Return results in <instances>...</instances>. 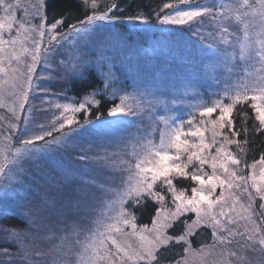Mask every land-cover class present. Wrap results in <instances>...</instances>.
Wrapping results in <instances>:
<instances>
[{"label":"rangeland","instance_id":"374dc122","mask_svg":"<svg viewBox=\"0 0 264 264\" xmlns=\"http://www.w3.org/2000/svg\"><path fill=\"white\" fill-rule=\"evenodd\" d=\"M241 3L242 0H237L234 5H227L239 7ZM189 4L193 7L215 5L214 0H189ZM30 5H41V0H21L22 8L28 9V19L31 23L39 25L43 22L45 36L41 42V56L32 73V89L28 92L27 102L23 106V111L19 112L18 119L11 109L19 108V92L13 89L11 82L4 83L8 77L0 74V144L6 143L5 137L11 136L12 147L19 148L23 147L20 142L22 138L34 137L45 131H50L51 135L36 141L33 146L40 150L22 155L18 165L14 168L8 165L5 168L6 177H0V217L6 212L18 213L26 221L25 228L16 229L21 233L24 248L17 246L21 241L15 239L10 241L9 234L0 230V235L2 233L3 236L0 248L4 246L0 254H4L7 262L17 264H26L21 259L25 251L32 253L33 264H54V261L57 264H76L75 253L79 251L76 240H83L94 231L97 221L113 222L108 219L114 215L108 205L122 191L124 178L129 175L130 168L134 170L137 158L145 151V143L151 140L154 144H159L161 132L166 131L161 117L174 118L169 120V124L172 126L182 124L186 132L197 127L204 130L205 125L201 122L216 119L219 110L211 117H201L200 108L210 106L221 99L224 103H230L223 95L225 87H231L245 79L255 81L264 73L258 71L261 66L256 59L240 60V43L244 40L241 23L234 19L224 20L223 26L227 27L231 35H223L227 36L230 44L225 45L221 42L220 21L227 15V10L214 21H210L211 25L208 27L210 42L200 40L192 45L190 37L181 36L180 28L187 24H164L160 21L155 27L145 28L147 25L144 24L138 27L127 22L116 25L112 22L98 21L96 30L90 35L75 40L72 37L61 40L60 34L68 31L57 26L54 31L60 42L52 41L49 44L52 32L44 21L45 0H42L38 13ZM187 6L180 5L182 8ZM169 10L166 14L173 12V9ZM240 10L245 11L242 8ZM17 17L23 19V12L20 9L17 10ZM245 19L250 22L249 38L254 40L258 31L255 26L258 18L249 16ZM33 38H38L35 33ZM213 39L219 40L222 47ZM26 44L29 48L33 46L30 41ZM227 48L237 50L231 51ZM225 51L234 53L238 51L236 59L225 63L223 59ZM77 60L81 65L86 61L96 68L99 74L103 90L96 95V100H99V96L105 95V98L112 100L116 106L121 103L120 97L127 96L126 104L131 106V111L126 108L124 113L98 116L93 122H88L86 120L91 111L90 107L95 104H88L86 110L75 113L57 107L69 104L78 106L85 101V98L71 101L63 90L66 77L72 73L70 62ZM22 61L19 65L20 71L26 73L32 61L27 55ZM237 64L241 70L240 77L234 74L236 77L233 80L227 81L228 77H223L220 81L221 78L218 76L222 72L230 76L236 72L234 66ZM13 66H16L15 61ZM109 69L111 78L105 80L103 74L108 73ZM245 73L251 75L246 76ZM14 91H17V94L14 95ZM19 91H23V88ZM250 102L253 103L251 100ZM65 117H71L74 122L70 125L65 123V127L60 129L59 125ZM13 123L18 126L16 129L9 127ZM206 127L208 129L205 131L206 142H210L211 125L208 124ZM223 131L227 134V128ZM187 138L192 142L198 139L191 136ZM57 140L59 142L55 143ZM219 140L217 137L216 147H219ZM234 145L229 146L230 150L242 160ZM212 153H215V147L212 148ZM8 155L11 156V152ZM2 160L3 156L0 155V161ZM245 163L242 160L237 168V174L249 177L252 172L251 165L246 163L248 167L245 168ZM9 168L12 170L9 171ZM188 170L191 172L192 168ZM204 170L211 171L207 166ZM255 173L259 178L261 167L258 163ZM192 183V187L196 186L193 181ZM66 186L69 187L71 195H75L74 202L70 199L57 200L56 197L60 196L55 191ZM242 187H247L252 193L253 218L264 232V209L260 207L264 201H257L259 197L251 187L250 179ZM154 190L163 194L164 207H173L172 193L168 192L165 186L158 182ZM186 190L187 194L191 195V189ZM221 191L222 189L218 188L216 195ZM239 194L241 202L247 206L249 203L247 193ZM131 202L129 200L124 207L132 213L129 207ZM37 210L40 215L31 216L33 222L28 223L26 215L22 213L30 214ZM195 218L194 213H186L173 222L168 234L174 237L183 234L186 230L185 221L191 224ZM179 222H182V225ZM222 222L226 223V218H222ZM244 223L239 221L238 224L227 227L244 233ZM137 226L143 228L138 224ZM151 226L152 224L149 228ZM204 228L209 229L212 234V228L208 225L201 224L197 227L188 238L190 245L193 243L192 240L195 241V246L191 245V252L185 251L188 244L182 241L171 243L174 246L179 245L178 249H174L176 255L182 253L178 260L168 263L167 258L172 253L161 251L160 257L159 251L157 255L160 264L177 262L183 264L185 258L189 264H218L225 257L230 264H244L241 257H247L255 264L261 256L258 244L255 245L257 248L255 252L246 247L252 243L247 241L246 234L234 236L231 243L223 244L217 242L212 234V238L207 242L204 239ZM125 231L130 232L131 229L126 228ZM74 232L78 233V236L73 235ZM218 235L226 236L227 233L220 231ZM62 238L66 239L62 241ZM131 242L136 243L135 237L131 238ZM16 246L17 249H13ZM36 252H42L44 255L37 257ZM230 253L235 255H229Z\"/></svg>","mask_w":264,"mask_h":264},{"label":"snow or ice","instance_id":"6c2138e0","mask_svg":"<svg viewBox=\"0 0 264 264\" xmlns=\"http://www.w3.org/2000/svg\"><path fill=\"white\" fill-rule=\"evenodd\" d=\"M85 7L92 9V14L88 15L78 24H70L68 32L60 34L61 40H67L68 37L75 39H83L90 35L97 28L98 21H114L115 16H110L109 13L117 8L116 4H111L103 12L98 13V0H82ZM180 5H188L180 7ZM41 5H30L35 12H39ZM207 5L191 6L189 0H176L175 3H165L163 9H173V12L162 17L161 23L185 25L201 17L209 14L216 19L218 13L213 11V8ZM220 9H226L227 15L223 16L220 21L221 42L229 45L230 41L226 35L227 27L223 26V21L234 19L241 23L244 31V40L240 43V60L246 61L256 59L260 63L259 72L264 73V0H242L239 7H233L220 3ZM245 9L241 11L240 9ZM23 12V19H18L17 10ZM162 9V10H163ZM0 74L8 77L4 83L11 82L13 89L19 92V108L11 109L13 115L18 119L19 112L23 111V106L27 102L28 92L32 89V73L35 70L36 62L41 56V42L45 36L43 22L39 25H34L28 19L29 12L27 7L22 8L21 0H0ZM257 17L258 23L255 25L258 31L255 33V39H250L248 30L250 22L246 17ZM132 19V18H129ZM138 19H142L138 17ZM41 21L43 17L41 16ZM146 22V20L144 21ZM63 20H57L51 24L50 31L52 34L49 37V44L52 41L59 43L55 29L58 24H62ZM14 33V34H13ZM36 37L33 38V34ZM31 42L33 45L29 48L26 42ZM210 47V46H209ZM47 51V50H45ZM215 51V50H214ZM30 56L32 64L27 67V72H21L19 65L23 62L22 58ZM225 63L236 59L234 52L225 51L223 57ZM15 61L16 66H13ZM84 63H87L86 61ZM71 72L79 79H84V68L79 60L70 62ZM105 80L111 78V70L103 74ZM250 76L251 73H245ZM23 88V91H19ZM107 88V83H105ZM14 91L13 94H17ZM250 93H252L250 95ZM96 92H92L85 101L77 105H57L63 107L65 111L73 113L86 110L88 104H99L96 100ZM223 95L230 100V103H224L223 100H217L210 106H203L199 109L201 117H211L213 113L219 110L216 119L210 121H202L205 125L204 130L197 127L184 131L182 124L172 126L169 124L172 117H161V120L166 126V131L160 134L159 144H154L151 140L144 145V153L137 158L134 165V170L129 169V175L124 178L123 188L117 194V198L111 201L108 205L109 209L114 212V215L108 217L112 223H104L103 220L97 221V227L83 240H76L79 245V251L75 253L76 264H160V259L157 253L165 246H168L173 241L188 244L186 252H191L189 237L194 233V230L201 224L208 225L212 228V234L216 237L219 243H231V238L237 235H247V241L252 242L246 247H250L253 252L257 251L255 245H259L261 256L255 261V264H264V232L261 231V225L257 224L253 218L252 212V193L248 191L246 185L248 180H251V187L255 189L261 201H264V156H261L258 162H253L251 165V175L245 177L237 174V168L241 165L242 160L234 154L229 146L235 144L240 153L245 149L241 146V141L235 137H239L240 131L235 128L233 120V111L238 104H243L249 100L251 108L255 113V120L259 122L257 131H264V74H261L257 80L248 81L245 79L241 83L225 87ZM128 97H120L121 103L114 106L110 110V115L124 113L126 108L131 111V106L126 104ZM246 116V114H243ZM74 121L71 117H65L60 123L59 128L63 129L65 123L72 124ZM191 123V121H189ZM211 125V140L206 142L205 131L207 125ZM11 129H16L18 126L10 124ZM227 128L231 136L224 133ZM247 132V128H243ZM27 127H25V133ZM50 131H45L40 135L21 139L23 147L13 148L11 136L5 137L6 143L0 144V155L3 160L0 161V177H6L5 168L11 165L16 167L22 155H27L39 151L33 145L36 141L43 140L45 136H50ZM198 137L195 142L190 141L187 137ZM217 137L219 147H216ZM59 140L55 141L58 143ZM247 139L243 141L247 144ZM215 147V153H212V148ZM11 152V156L8 153ZM257 163L261 167V173L257 178L255 169ZM205 166L211 169L210 172L205 171ZM192 168L190 172L188 169ZM244 167L248 165L245 163ZM12 168L8 170L11 171ZM186 178L194 182L196 186L191 188V195L187 194L185 189H176L174 178ZM165 186L168 192L172 193V208H166L163 205L164 196L161 192L154 190L157 183ZM222 191L216 195L217 189ZM240 192L247 193L249 203L247 206L241 202ZM146 197L154 199L160 207L157 208L156 215L153 218L152 226L144 225L139 228L135 222V216L129 212L124 205L131 200L134 205H139ZM264 209V203L260 206ZM186 213H194L195 220L188 224L185 221L186 230L179 236H171L168 234V229L172 227L173 222L180 219ZM28 223H32L31 216H39L40 212L25 214ZM222 218H226V223L222 222ZM239 221H244V233H239L236 230L227 227V225H236ZM130 228L131 231H125ZM9 234L10 241L15 239L21 241L17 246L24 248L21 233L16 229L4 228L0 229ZM226 232V236L218 235V232ZM78 236V233H73ZM135 237L136 243L131 242V238ZM63 239L66 238H62ZM109 245L112 247L110 248ZM31 252L25 251L21 259L26 264H33L31 260ZM44 253L36 252L35 256L41 257ZM229 255H235L230 253ZM244 264H253L247 257H241ZM54 264L57 262L54 261ZM179 264V262H177ZM183 264H189L185 258ZM218 264H230L227 257L220 260Z\"/></svg>","mask_w":264,"mask_h":264},{"label":"trees","instance_id":"16d2710c","mask_svg":"<svg viewBox=\"0 0 264 264\" xmlns=\"http://www.w3.org/2000/svg\"><path fill=\"white\" fill-rule=\"evenodd\" d=\"M237 0H214L216 7L213 8L215 13H218L217 17L222 15L224 10L220 9L218 5L220 3L224 4H231ZM176 0H98V13L103 12L107 6L111 4H116L117 8L113 9L112 12L109 13L110 16H115L117 19L111 21L112 23L119 25L120 24H134L138 25V27L142 24L147 25V27L156 26L158 22L161 21L162 17L170 11L169 9H163V5L165 3H175ZM163 9V10H162ZM220 11V12H219ZM43 15L45 18L46 26H51V24L55 23L57 20H63L62 24H58L59 29H65L68 31L70 24H78L79 21L84 20L88 15L92 14V9L90 7H85L82 3V0H45V6ZM138 17L142 19H138ZM216 17V18H217ZM132 18V19H129ZM146 20V22H144ZM214 21L213 17L209 14H205L201 17H197L193 22H189L182 29V37L187 35L191 39L189 41L192 45L194 43L199 42L200 40L209 41L211 36L208 34V27L211 25L209 24L210 21ZM109 23V21H105ZM110 22V23H111ZM120 27V26H119ZM157 28V27H156ZM185 37V36H184ZM187 38V37H186ZM188 39V38H187ZM217 42L221 47L222 43L219 40L213 39ZM212 40V41H213ZM224 48V47H223ZM222 49V48H221ZM225 49V48H224ZM231 51H236L237 48H227ZM238 53L235 52V55ZM84 68V79H79L78 77L74 76L72 73L69 77H66L67 80L63 86L64 93L68 96L71 101L75 100H83L84 98L88 97L90 93L96 92L97 95L103 90L102 83L99 78V74L96 68L92 67L89 63H84L82 65ZM234 70L230 76L226 72H222L218 77L220 81L223 77H228L227 81L233 80L234 77H240L241 70L240 66L237 64L234 66ZM236 74V76H234ZM224 75V76H222ZM99 98V104L93 105L91 111L87 117L88 122H93L97 119L98 116H107L110 110L114 106V102L110 99H106L105 95H101ZM250 100L243 103L238 104L234 111H233V120L235 121V128L236 130L240 131L239 137H235L239 141H241V146L245 149L243 153L239 152V149L236 145L233 147L236 149V152L239 153V156L242 158L244 162L247 164L252 165L253 162H258L261 156H264V131H257L256 129L259 126V122L255 120V113L251 108ZM93 108V110H92ZM243 114H246L244 116ZM247 128V132L243 131V128ZM227 134L231 136V133L227 129ZM247 139V144H244L243 141ZM81 173V172H80ZM175 187L178 189H191L193 183L190 179L176 177L174 178ZM55 190V189H54ZM53 190V196H55ZM57 194L60 197H56L57 200H64L70 199L73 201L75 197L71 195V191L69 187H62L58 188ZM259 198L257 201L259 202ZM75 201V200H74ZM73 201V202H74ZM256 201V200H254ZM129 207L132 210V213L135 216V220L137 224L141 227L144 225H151L153 218L156 215L157 208L160 205L152 198L146 197L138 206L134 205L133 202L130 203ZM18 213H5L0 217V222L2 224V229L4 228H13V229H22L26 227V221L22 219ZM182 225V222H179ZM205 238L207 242L212 238V234L209 229L204 228ZM2 231V230H1ZM5 232V231H4ZM2 233L0 235V240L2 239ZM193 239V238H192ZM196 240V239H195ZM3 242V240H1ZM13 241V240H12ZM192 246H195V241L192 240ZM12 243V242H10ZM196 246H198L196 242ZM4 248L2 246L1 249ZM179 245L174 246L171 244L164 249H161L159 255L161 257V251L163 253H169L171 256L167 258V262H174L178 260L182 253L176 255L174 249H178ZM8 250V248H6ZM12 249V248H9ZM13 249H17L13 247ZM183 249V247H182ZM8 254V253H7ZM2 258V259H1ZM4 254H0V264H17V262H7Z\"/></svg>","mask_w":264,"mask_h":264}]
</instances>
